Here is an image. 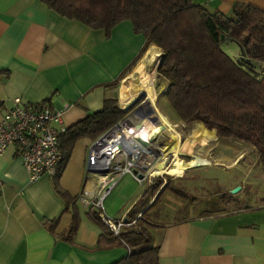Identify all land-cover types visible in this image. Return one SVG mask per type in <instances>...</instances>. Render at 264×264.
<instances>
[{
    "label": "crops",
    "instance_id": "1",
    "mask_svg": "<svg viewBox=\"0 0 264 264\" xmlns=\"http://www.w3.org/2000/svg\"><path fill=\"white\" fill-rule=\"evenodd\" d=\"M190 1L224 14L237 1L264 11V0ZM142 44L128 20L106 33L58 14L41 0H0V118L18 96L47 101L61 110L67 127L100 109L105 97L118 98L119 80L148 51L161 53L149 44L139 55ZM93 140L76 138L57 173L32 182L14 145L0 153V264H111L126 254L122 242H98L100 227L89 217L91 203L84 201L96 198V177L86 168ZM131 180L136 181L128 172L117 176L101 199L104 214L115 209L104 206L108 194ZM180 198L170 208L159 205L166 218L150 228L158 264H264V196L226 209Z\"/></svg>",
    "mask_w": 264,
    "mask_h": 264
},
{
    "label": "trees",
    "instance_id": "2",
    "mask_svg": "<svg viewBox=\"0 0 264 264\" xmlns=\"http://www.w3.org/2000/svg\"><path fill=\"white\" fill-rule=\"evenodd\" d=\"M41 1L66 18L106 33L119 21L128 20L133 32L143 38L139 55L149 44L160 48L156 69L167 83L157 93L158 108L165 98L176 120L199 122L210 134L215 131L217 137L228 136L253 148L254 164L264 173L263 10L239 1L228 14L190 0ZM221 40L235 44L232 56L221 48ZM124 112L117 96L105 97L100 109L87 112L58 133L62 160L57 170L76 138L95 139ZM150 187L127 209L117 233L101 220L99 208L87 207L89 217L100 227L98 242H122L126 247V254L111 264H158V245L152 243L150 228L158 224L159 211L153 215L151 211L166 190L188 196L183 186L169 181L153 194ZM220 199L219 209L232 202L230 194Z\"/></svg>",
    "mask_w": 264,
    "mask_h": 264
},
{
    "label": "rangeland",
    "instance_id": "3",
    "mask_svg": "<svg viewBox=\"0 0 264 264\" xmlns=\"http://www.w3.org/2000/svg\"><path fill=\"white\" fill-rule=\"evenodd\" d=\"M234 45L235 44L230 40H221L220 42L221 48L231 56L234 54ZM157 53L160 52L152 53V57L154 59L153 61L155 63L152 64V60L146 61V69H155L156 72L153 80L155 92L154 106L161 112L165 119L170 124H172L174 127L173 129L179 133L181 143V153H179V156L182 159L189 160L193 155H198L206 158V160L209 161V164L185 168L183 173L180 175L168 174L164 175L163 177L161 175H154L151 177L149 182L143 181L141 183H137L134 180H131L127 183L123 182L120 190H116V188L113 189L105 198L104 206H107L105 205L106 202V204L112 205L110 209L111 211L113 208H115V213L113 212L110 214L105 212V215L110 218H113V216H120L122 212L124 213L129 208L126 206L129 204L130 200L134 198L135 194H141L148 185H151L150 190L154 189L151 191L153 194L162 183L168 181L172 184L183 186L189 199L194 197L197 199L196 201H199L200 199L206 201V209L209 207L212 209L222 206L223 203L220 199V196L223 194L231 195L232 202L229 204L231 207L255 203L256 199L260 197V195L264 196V173L261 171L259 166L254 164L256 152L253 148H250L245 144L234 140L233 138H226L228 136L217 137L214 129L207 128L208 130L214 131V134H210L205 129L206 127L199 122H184L176 120L174 117H172L173 115L171 116V109L165 98H161L159 102L162 111L158 108L156 102L157 93L158 91L165 88L167 82L157 72L156 67L160 56V54ZM144 57L140 58L138 64H136L132 71L127 73L124 78L119 80L118 90L122 81L133 74L135 81L143 79V74L136 73V67H138L137 65H139L140 62H142ZM117 104L121 108L119 91ZM128 117L131 116L125 111L120 119L124 118L123 121H125ZM132 122L134 123L133 126H138L140 124V121L137 118H135V120ZM149 122L150 121L143 119L141 130L139 131L140 133L136 134L137 138L144 139L143 133L151 124L154 126V129L151 132V139H156L155 134H158L162 131L163 133L165 132L166 134H169V131H165V128L161 123L158 122L157 124H153L150 122V124ZM126 128L133 129L131 125L126 126ZM168 139L169 140L166 143L167 145L178 143L174 137L170 136V134L168 135ZM167 155H171V153H168V150L165 148L160 149V152H158V158L164 156L165 159L162 161L165 163L170 161L168 160ZM125 177L126 176H124L121 181H123ZM235 185H239V189H237L235 192H230V189ZM129 194H131V196L128 198L127 195ZM148 197L145 198L149 203L152 200V197L150 196L151 198L149 199ZM181 199L182 198H180V196L171 194L167 190L163 192L160 196L158 206L153 207L151 211L152 215L159 211V221L156 219V222H163V220L166 218L164 216V214H166L164 213L165 210H160L159 205L170 208L176 205L177 201H181ZM118 207H120V209L115 211Z\"/></svg>",
    "mask_w": 264,
    "mask_h": 264
},
{
    "label": "built area",
    "instance_id": "4",
    "mask_svg": "<svg viewBox=\"0 0 264 264\" xmlns=\"http://www.w3.org/2000/svg\"><path fill=\"white\" fill-rule=\"evenodd\" d=\"M123 120L124 118L119 119L118 124L113 123L109 126L89 146L91 167L105 169V172L91 171L96 177V198L91 201L84 199L86 204L91 203L100 209L99 217L114 233H117L124 223V218L112 219L106 216L101 206L102 197L109 191L117 176L124 172L130 173L139 183L149 182L154 176L151 174V169L158 160L165 159L164 156L158 158L160 149L150 140L154 129L150 122L151 125L143 133L144 139L137 138L136 134L125 139L126 137H122L118 132L116 138L108 139L105 145L99 148V154L114 151L109 159L95 157L96 146L109 136L110 131L124 125ZM138 120L140 121L138 126L131 124L133 129L140 128L143 119ZM64 128L61 110L51 108L45 100L29 102L22 101L20 97L15 96L0 118V153L6 146L14 145L30 182L35 181L41 174L52 176L62 160L57 135ZM162 139L164 144L167 143L166 138ZM138 172L142 173L140 177L137 175Z\"/></svg>",
    "mask_w": 264,
    "mask_h": 264
},
{
    "label": "bare ground",
    "instance_id": "5",
    "mask_svg": "<svg viewBox=\"0 0 264 264\" xmlns=\"http://www.w3.org/2000/svg\"><path fill=\"white\" fill-rule=\"evenodd\" d=\"M152 51V50H151ZM160 57V56H159ZM147 60H152V64L155 63L152 57V53L148 51L142 60V62L139 63L138 67H136V73L143 74V79L141 80H134V74L128 77L127 79H124L121 83V86L119 88V99L121 103V109H127L130 104H132L141 94L145 95L146 99L149 101L150 105L153 107V113L159 120V123H161L165 131L168 130L170 136L174 137L178 143L173 144V145H167L166 143L164 144L162 138L168 139V135L165 132H159L156 134V139H151V142L157 146L159 149L165 148L168 150V153H171L168 156L167 163L163 161H158L156 165L151 169V174L152 175H161L162 177L164 175H180L183 173V170L188 167H195L198 165H203V164H209V161L206 160V158H203L198 155H193L192 158L189 160L182 159L179 156V153H181L180 147V135L179 133L173 129L174 127L172 124H170L165 117L161 114V112L154 106V100H155V92H154V75H155V69H146V61ZM151 63V62H150ZM155 68V67H154ZM145 120V119H144ZM133 119L131 117H128L125 121L122 123L124 125H121L119 128L116 127V129H113L112 131L109 132V136L106 137V139L103 142H100L96 146V152H95V157H104L105 160H108L110 155L114 152H105V153H98L99 148L107 142L108 139H113L116 138L118 135V132L121 134L122 137H126L125 139H128L127 137H132L133 134H138L140 133L139 131L141 130V125L140 128L137 129H130L126 128V126L131 125L133 122ZM143 122V120H142ZM161 131V130H160ZM129 135V136H128ZM141 139V138H139ZM186 154V153H184ZM194 154V153H193ZM189 155V154H188ZM191 156V155H189Z\"/></svg>",
    "mask_w": 264,
    "mask_h": 264
},
{
    "label": "water",
    "instance_id": "6",
    "mask_svg": "<svg viewBox=\"0 0 264 264\" xmlns=\"http://www.w3.org/2000/svg\"><path fill=\"white\" fill-rule=\"evenodd\" d=\"M127 112L128 115L132 117H136L139 119H146L153 124H157L159 120L153 113V107L150 105L149 101L146 99L145 95L141 94L132 104L127 107V109H123ZM114 124H118V121ZM86 168L89 171H97V172H105V169H94L91 167L90 161L87 160ZM137 175L140 177L142 175L141 172H138ZM239 185H235L230 189V192H235L239 189Z\"/></svg>",
    "mask_w": 264,
    "mask_h": 264
}]
</instances>
